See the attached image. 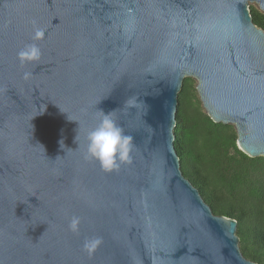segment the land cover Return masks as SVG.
Listing matches in <instances>:
<instances>
[{
	"label": "water",
	"instance_id": "95a60500",
	"mask_svg": "<svg viewBox=\"0 0 264 264\" xmlns=\"http://www.w3.org/2000/svg\"><path fill=\"white\" fill-rule=\"evenodd\" d=\"M250 3L264 14V0H0V264H255L173 145L189 77L209 118L264 157V31ZM32 43L42 59L21 65ZM100 111L133 138L113 172L85 159Z\"/></svg>",
	"mask_w": 264,
	"mask_h": 264
},
{
	"label": "trees",
	"instance_id": "16d2710c",
	"mask_svg": "<svg viewBox=\"0 0 264 264\" xmlns=\"http://www.w3.org/2000/svg\"><path fill=\"white\" fill-rule=\"evenodd\" d=\"M250 15L264 31V14L250 7ZM177 99L173 145L183 176L214 215L235 221L240 253L264 264V157L246 155L234 126L209 118L194 79H183Z\"/></svg>",
	"mask_w": 264,
	"mask_h": 264
},
{
	"label": "clouds",
	"instance_id": "9594fccd",
	"mask_svg": "<svg viewBox=\"0 0 264 264\" xmlns=\"http://www.w3.org/2000/svg\"><path fill=\"white\" fill-rule=\"evenodd\" d=\"M45 35V29L35 28L32 39L42 41ZM42 56L43 53L37 43L25 45L17 53L21 65L38 63ZM30 75L31 73L26 72L24 78L28 79ZM126 103L132 105L135 101L130 98ZM113 111L108 113L100 111L102 115L100 123L87 135L85 159L98 162L105 172L117 171L122 164L130 163L133 148V138L112 118ZM80 224V218L73 216L68 225L69 230L78 233ZM102 243L101 237H93L84 242V250L91 256Z\"/></svg>",
	"mask_w": 264,
	"mask_h": 264
},
{
	"label": "rangeland",
	"instance_id": "374dc122",
	"mask_svg": "<svg viewBox=\"0 0 264 264\" xmlns=\"http://www.w3.org/2000/svg\"><path fill=\"white\" fill-rule=\"evenodd\" d=\"M250 7H253V8H255V9H257V10H258V8L256 7V5H255V4H251V3H250V4H249V8H250ZM192 79H193V78H192ZM198 98H199V96H198ZM202 108H203V107H202Z\"/></svg>",
	"mask_w": 264,
	"mask_h": 264
},
{
	"label": "bare ground",
	"instance_id": "6f19581e",
	"mask_svg": "<svg viewBox=\"0 0 264 264\" xmlns=\"http://www.w3.org/2000/svg\"><path fill=\"white\" fill-rule=\"evenodd\" d=\"M251 4H255V3H251ZM256 5V4H255ZM257 6V5H256Z\"/></svg>",
	"mask_w": 264,
	"mask_h": 264
}]
</instances>
